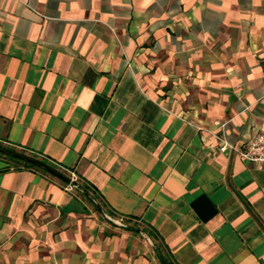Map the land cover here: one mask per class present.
<instances>
[{
    "label": "crops",
    "instance_id": "crops-1",
    "mask_svg": "<svg viewBox=\"0 0 264 264\" xmlns=\"http://www.w3.org/2000/svg\"><path fill=\"white\" fill-rule=\"evenodd\" d=\"M176 58L206 107L147 86ZM261 127L264 0H0V145L103 202L0 153V264H264V168L217 138Z\"/></svg>",
    "mask_w": 264,
    "mask_h": 264
},
{
    "label": "rangeland",
    "instance_id": "rangeland-1",
    "mask_svg": "<svg viewBox=\"0 0 264 264\" xmlns=\"http://www.w3.org/2000/svg\"><path fill=\"white\" fill-rule=\"evenodd\" d=\"M156 58L163 63L168 61L165 57V52H158ZM180 61L181 60L176 58V60L172 61L174 63L168 66H154L152 64V66H149L148 63L143 71V74L146 77L147 86L149 85L162 97L164 96L163 93L166 92L165 96H169L166 100H168L171 104L170 108L182 115L193 111L197 105L206 107L210 100L207 97L208 93L204 92L201 86H199L194 79V71L190 69L192 67H183L179 65ZM158 69L161 70L160 76L164 77V81L159 82L158 80H151V77L153 78V75ZM165 88L167 91H165ZM142 237L149 241L150 245L154 247L156 242L151 238H147V234L144 231L142 232ZM158 249L166 254L161 245H159Z\"/></svg>",
    "mask_w": 264,
    "mask_h": 264
},
{
    "label": "built area",
    "instance_id": "built-area-1",
    "mask_svg": "<svg viewBox=\"0 0 264 264\" xmlns=\"http://www.w3.org/2000/svg\"><path fill=\"white\" fill-rule=\"evenodd\" d=\"M218 138V150H231L243 160L249 161L257 165L259 168H264V127L256 129L250 137L244 139L240 143H231L224 136ZM71 179V183H65V188L68 190L78 189V177L70 171L67 175ZM95 201L94 198L91 197ZM96 202V201H95ZM103 210V209H102ZM105 219L120 227L126 226L123 216L113 215L103 210Z\"/></svg>",
    "mask_w": 264,
    "mask_h": 264
},
{
    "label": "water",
    "instance_id": "water-1",
    "mask_svg": "<svg viewBox=\"0 0 264 264\" xmlns=\"http://www.w3.org/2000/svg\"><path fill=\"white\" fill-rule=\"evenodd\" d=\"M0 153H3L5 155L17 158L19 160L31 163L39 168H41L42 170L50 173L51 175L57 177L58 179L64 181L65 183H71V179L65 175L63 172L59 171L58 169H56L55 167H53L52 165L46 163L45 161H42L41 159L35 158L33 156H30L26 153H23L21 151H17L8 147H4L0 145ZM92 201L95 203V205H98L97 202H95L93 199ZM100 211L104 213V211L100 208Z\"/></svg>",
    "mask_w": 264,
    "mask_h": 264
},
{
    "label": "trees",
    "instance_id": "trees-1",
    "mask_svg": "<svg viewBox=\"0 0 264 264\" xmlns=\"http://www.w3.org/2000/svg\"><path fill=\"white\" fill-rule=\"evenodd\" d=\"M6 156L9 157V158H11V159H13V160H15V161H17L18 163H20V164H22V165H26V166L34 167V168H37V169H39V170H41V171L47 173L46 171L42 170L41 168H39V167H37V166H35V165L31 164V163H28V162H25V161L19 160V159H17V158H14V157H11V156H8V155H6ZM43 161H45L46 163H49V162H47L46 160H43ZM47 174H49V173H47ZM78 189H80V190L82 189V192H83L85 195H87V196H89V197H92V198L94 197V199L97 200V202H98L99 205H103V202H102V200L99 198V195H98L97 193H95V191L90 190L89 187H88V185H87V183H85V182H83V183L78 182ZM150 235H151L152 237H154L153 234L150 233ZM154 238H155V237H154ZM158 257H159V259L161 260L162 264H175V263L169 258V256H168L167 254L162 253L159 249H158Z\"/></svg>",
    "mask_w": 264,
    "mask_h": 264
}]
</instances>
